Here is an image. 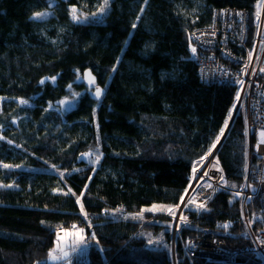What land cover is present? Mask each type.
Segmentation results:
<instances>
[{"label": "trees", "instance_id": "obj_1", "mask_svg": "<svg viewBox=\"0 0 264 264\" xmlns=\"http://www.w3.org/2000/svg\"><path fill=\"white\" fill-rule=\"evenodd\" d=\"M103 4L0 0V264H51L56 233L73 225L88 243L78 264H173L172 242L175 264H264L251 252L229 262L184 254L206 231L231 248L248 244L227 192L174 240L165 212L146 211L179 203L193 160L234 103L233 86L199 79L191 34L227 9L244 14L251 36L261 0H109L101 12ZM86 69L103 90L98 100L78 81ZM73 97L70 111L56 107ZM243 126L238 113L217 152L234 189L245 178ZM88 147L101 155L95 167L79 160Z\"/></svg>", "mask_w": 264, "mask_h": 264}, {"label": "built area", "instance_id": "obj_2", "mask_svg": "<svg viewBox=\"0 0 264 264\" xmlns=\"http://www.w3.org/2000/svg\"><path fill=\"white\" fill-rule=\"evenodd\" d=\"M214 14L210 26L197 29L191 34L192 47L195 49L193 54L198 60L199 79L206 84L215 82L233 86L234 103L231 116L227 118V126H223V134L221 135L220 130L219 140L213 142L215 148L192 162L189 180L182 194L184 201L181 202L180 197L177 204L179 207L173 206L186 220L181 223L177 221L172 226V240L181 227L199 218L203 208H198L197 205L205 204L206 207L223 191L235 199H241L240 216L236 221L238 237L241 236L248 244L239 249L231 248L213 232L206 231L186 241L182 248L184 254L216 262H229L241 253L251 252L255 258L264 262V208L257 211L253 206L257 203L264 207V142L257 141L259 131L264 132V0H261L259 19L256 20L257 26L253 32L255 35L251 40L243 13L240 19L235 11L227 9L218 10ZM234 49L240 52L239 55H236ZM238 113L244 124L246 168L242 186L234 189L227 185L221 165L218 163L217 166V152ZM193 166L196 168L195 174ZM193 199L194 203H188ZM248 203L252 204L251 211L244 216L241 205L247 206ZM186 211L190 212L185 214ZM224 225L230 227L233 222L229 220Z\"/></svg>", "mask_w": 264, "mask_h": 264}, {"label": "rangeland", "instance_id": "obj_3", "mask_svg": "<svg viewBox=\"0 0 264 264\" xmlns=\"http://www.w3.org/2000/svg\"><path fill=\"white\" fill-rule=\"evenodd\" d=\"M256 26H257V23H256ZM254 35H251L253 37V39H254ZM251 36L248 35L249 39H250ZM250 40H249V42H250ZM78 81L79 82H83V75H80V77L78 78ZM89 90H90V94H92V90L91 89H89ZM73 105H74V97L73 98H65V99L60 100V102H58L56 104V107H58L59 110H61L63 112H66V111H70L74 107ZM262 132L263 131H259V133H258V139H257V141L259 143H263V142H261L262 141V137H261V133ZM89 153L91 155H84V154H89ZM245 153H246V151H245ZM97 156H99V159L98 160H97ZM79 160H81L87 166L95 167V166H97L101 162L102 159H101V155L99 153L98 148L88 147L84 151V153H82L80 155ZM217 162L219 163L218 157H217ZM245 162H246V159H245ZM221 192H223V191H221ZM236 200H238L239 203L241 202L240 201L241 200L240 198H237ZM249 204L250 203H248V205ZM248 205L247 206L246 205H243V204L241 205V207H242L241 208L242 215H244V216L245 215H248V213L251 211L250 206H248ZM152 206L149 207L148 209H151ZM173 209H174V207H173ZM205 210H206V207L202 209V212H204ZM162 212H165V214L170 218L171 224L173 222V225H172L173 227L175 226V222H177V221H178V223L183 222L180 219V217L182 215L181 214L180 215L178 214V210L177 209H174L175 216L170 215L167 211H148V213H152V215L159 214V213H162ZM188 212H190V211H186L185 214H188ZM173 227H172V229H173ZM79 229H83V228L81 226H79V225H76V228L75 229L72 226V227H68L66 229L58 230V232L55 235L56 238H55V241H54V244H53L52 247L53 248L56 247L57 238H58V235H59V237H60V243H61L62 247L64 248V250L67 251V252H69V257L66 258V259H60V260H51V259H49V262L51 264H78L79 256L83 255L86 252L87 247H88L87 246L88 243H87V241H85L86 236L84 235V241L85 242L83 244H80L73 236H71V235H65V233H76V232H78ZM73 247L76 248V251H73L72 250ZM171 253H172V263L175 264L176 263V260H175L174 243L173 242H172V245H171ZM56 255H60V253L57 252Z\"/></svg>", "mask_w": 264, "mask_h": 264}, {"label": "snow or ice", "instance_id": "obj_4", "mask_svg": "<svg viewBox=\"0 0 264 264\" xmlns=\"http://www.w3.org/2000/svg\"><path fill=\"white\" fill-rule=\"evenodd\" d=\"M145 2H147V0H145ZM108 3H109V0H104V4L101 5L100 7V11L103 12L105 10V8L108 6ZM141 11H143V9H141ZM72 14H73V20H77L78 17L76 15V9L73 8L72 9ZM48 13L46 12H37L34 14L33 18L36 19V18H43L45 16H47ZM257 18L259 19V12L257 14ZM137 19H139V17H137ZM133 28L136 27V24L134 23L132 25ZM193 53H195V49L192 50ZM251 56V54H250ZM262 71H264V69H262ZM85 76L86 77H89L90 78V83H94V78L91 77V74L90 73H85ZM53 80L55 79L54 77L52 78ZM41 83H44V81L42 80ZM102 89L97 87L96 88V96L99 97L101 94H102ZM237 98H239V93L237 94ZM21 103H27L26 101H21ZM229 116H231V111L229 113ZM227 126V120L225 121V127ZM224 132V129H221V135L223 134ZM261 137H262V141L261 142H264V132L261 133ZM219 136L217 137V141L219 140ZM212 148H215V143H213L212 147L209 149V153H211L212 151ZM84 155H91L90 153L89 154H84ZM99 159V156H97V160ZM203 159V158H202ZM217 166H218V162H217ZM4 167H11L10 165H4ZM196 172V168L195 166H193V173L195 174ZM205 175H207V173H205ZM207 187H211V185H207ZM233 187H235V185H233ZM69 192H71V189L68 190ZM187 192V190H186ZM67 194V193H65ZM73 195H75V193H72ZM184 201V196H181V202ZM77 203H80V198L77 197ZM188 203H194V199L193 200H189ZM175 207H179V205L175 206ZM198 208H205V204H199L197 205ZM143 211V210H142ZM147 211H167L170 215H173L175 216V212H174V209H173V206H166V205H153L151 209H147ZM81 213L85 216V218L87 219V214L84 212V209H83V205L81 204ZM140 215V214H138ZM180 219L183 221V220H186L185 217L181 216ZM91 226V225H89ZM225 228L228 227V225H224ZM73 228L75 229L76 228V225H73ZM65 235H71L73 236L80 244H83L85 241H84V229H79L78 232L76 233H65ZM93 239H95V234H93L92 236ZM73 251H76V248L73 247L72 249ZM59 252L60 255H56V253ZM69 257V252L65 251L64 248L62 247L61 243H60V237L58 235V238H57V244H56V247H54L53 249H51L48 253V258L51 259V260H60V259H66ZM37 264H42V262L40 261H37Z\"/></svg>", "mask_w": 264, "mask_h": 264}, {"label": "water", "instance_id": "obj_5", "mask_svg": "<svg viewBox=\"0 0 264 264\" xmlns=\"http://www.w3.org/2000/svg\"><path fill=\"white\" fill-rule=\"evenodd\" d=\"M85 73H90L91 74V77L94 78V83H90V78L86 77ZM83 82H84V84L87 85V87L89 89H91V90L93 89V93H92L93 97L95 99H97V100L100 99V97L103 95V91H102V94L99 97L96 96V88L97 87L101 88V87L97 84V78H96L95 74L91 72L90 69H86V70L83 71Z\"/></svg>", "mask_w": 264, "mask_h": 264}]
</instances>
